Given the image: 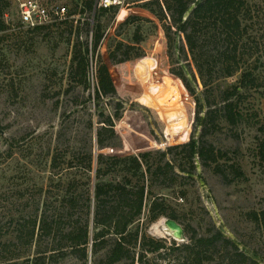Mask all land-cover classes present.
I'll return each mask as SVG.
<instances>
[{
  "label": "rangeland",
  "instance_id": "374dc122",
  "mask_svg": "<svg viewBox=\"0 0 264 264\" xmlns=\"http://www.w3.org/2000/svg\"><path fill=\"white\" fill-rule=\"evenodd\" d=\"M44 1L67 6L70 18L33 31L20 23L13 0L0 5L5 26L0 27V241L23 224L38 221L44 210L57 222V238H64L69 228L63 201L67 180L75 176L77 192L93 189L94 179L88 177L93 172L84 167L85 151L93 157L99 152L118 157L145 153L150 164L167 163L172 172L164 167L163 176L147 175L150 193L135 226L164 239L169 247L189 241L192 233L206 235L219 228L264 263V228L253 219V214L264 212V86L239 101L243 118L227 125L219 110L221 93L237 83L238 74L206 83L199 77L191 57L181 50L182 36L165 9L171 0H124L117 13L100 14L103 35L95 50L91 31L97 15L77 5L84 0ZM250 3L264 58V0ZM86 39L90 53L84 81L72 56L77 41ZM125 54L129 58L117 62ZM101 64L108 66L117 91L97 100ZM262 68L264 75V63ZM198 98L205 102L201 112ZM207 110H212L213 122L199 128L195 114L204 116ZM107 117L113 134H107L105 146L99 148L96 133L109 126ZM196 138L212 147L214 159L188 158L187 144ZM110 170L109 176L117 180L126 172L122 162ZM154 199L175 212L184 241L168 234L167 216L148 221ZM88 226L91 238V215ZM50 240L7 246L0 261L18 256L19 264H84L72 254L36 259ZM104 255L105 250L98 251L86 264ZM184 256L165 249L148 255L150 264H183Z\"/></svg>",
  "mask_w": 264,
  "mask_h": 264
},
{
  "label": "trees",
  "instance_id": "16d2710c",
  "mask_svg": "<svg viewBox=\"0 0 264 264\" xmlns=\"http://www.w3.org/2000/svg\"><path fill=\"white\" fill-rule=\"evenodd\" d=\"M1 2L2 0L0 5ZM77 5H80L82 10L97 15L96 26L91 31V44L95 50L103 35L98 17L109 11L117 13V8H98L94 0L77 2ZM252 8L250 0H171L165 7L170 13L171 22L175 23L176 30L182 36L181 50L186 57H191L199 77L205 83L213 78L238 74L237 83L229 85L221 93L223 105L219 110L227 125H234L243 118L239 101L247 98L252 91L259 92L264 86L262 80L264 75L261 74L264 58L261 54L259 33L254 28L257 23L253 20L255 10ZM2 14L0 12V16ZM68 15H71L70 11ZM83 24L89 31L90 24L87 19ZM48 26L50 27L37 26L32 30H43ZM169 26L168 24V29ZM0 27H5L2 20ZM135 37L137 42H140V38L136 35ZM89 53V41L78 40L72 61L76 72L84 81L88 77ZM111 57L117 59L113 53ZM128 58L129 55L125 54L117 62ZM96 74L97 100L103 96H113L117 90L108 66L101 64ZM186 77L188 81L192 80L190 75ZM198 100L201 112L205 108V102L200 98ZM211 114L212 110H207L204 116L200 113L195 114L197 126L204 129L208 123L213 122ZM106 120L109 126H101L96 133L99 148L105 146L107 134H113L111 118L107 117ZM261 130H264V125ZM202 133L204 135L206 132ZM196 139L187 144L188 158L193 160L198 156L202 159H214L212 147L206 146L201 139ZM84 154L88 160L84 167L88 173L93 172V177L88 176L90 180L94 179L93 189L77 192L75 176L67 180L63 201L68 206L66 217L68 216L69 228L64 238H57V222L44 210L38 221L23 224L22 228H16L8 234V238L0 241L2 247L0 257L9 251L7 246L16 245L18 242L31 245L33 241L41 245L48 237L51 238L49 245L45 250L37 251L36 259L45 260L72 254L79 256L86 264L92 255L105 250L104 257L94 259L93 264H150L149 253H161L165 249L174 253L176 257H179L180 253H185L183 264H264L219 228L206 235L192 233L189 241L169 247L164 239L150 236L139 224L135 226L150 193L149 183L146 184L147 175H150V179L163 176L167 173V170L165 171L167 168L172 172L171 165L150 164L148 154L145 153L125 157L105 156L102 152L93 157L91 151H85ZM116 162L124 163L126 171L119 180L109 176L110 167ZM192 168L197 169L196 164H193ZM181 171L185 172L182 168ZM186 173L192 176V172ZM106 176L109 177L104 179ZM90 215L94 226L91 238L88 226ZM159 215L176 220L174 211L169 212L164 202L154 199L150 204L148 221ZM253 219L264 228V212L253 214ZM17 259L18 256L4 258L0 264H19Z\"/></svg>",
  "mask_w": 264,
  "mask_h": 264
},
{
  "label": "built area",
  "instance_id": "2783aa9c",
  "mask_svg": "<svg viewBox=\"0 0 264 264\" xmlns=\"http://www.w3.org/2000/svg\"><path fill=\"white\" fill-rule=\"evenodd\" d=\"M16 4L20 23L30 29L37 26L49 25L65 19H69L67 6L49 4L44 0H13ZM95 6L100 8H120L124 0H94ZM74 17V15H73Z\"/></svg>",
  "mask_w": 264,
  "mask_h": 264
},
{
  "label": "water",
  "instance_id": "95a60500",
  "mask_svg": "<svg viewBox=\"0 0 264 264\" xmlns=\"http://www.w3.org/2000/svg\"><path fill=\"white\" fill-rule=\"evenodd\" d=\"M164 224L168 230V234L174 239L179 241L185 240L184 228L175 219L166 218Z\"/></svg>",
  "mask_w": 264,
  "mask_h": 264
},
{
  "label": "bare ground",
  "instance_id": "6f19581e",
  "mask_svg": "<svg viewBox=\"0 0 264 264\" xmlns=\"http://www.w3.org/2000/svg\"><path fill=\"white\" fill-rule=\"evenodd\" d=\"M163 224V223H162ZM158 232V231H157Z\"/></svg>",
  "mask_w": 264,
  "mask_h": 264
}]
</instances>
